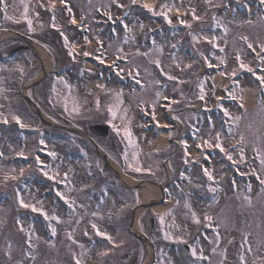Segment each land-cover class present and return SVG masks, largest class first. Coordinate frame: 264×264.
Listing matches in <instances>:
<instances>
[{
    "label": "rangeland",
    "instance_id": "1",
    "mask_svg": "<svg viewBox=\"0 0 264 264\" xmlns=\"http://www.w3.org/2000/svg\"><path fill=\"white\" fill-rule=\"evenodd\" d=\"M94 1H97V3L99 2L102 7H105L101 9H107V11L112 10L110 12L114 15H118L121 12L127 13L128 22L126 24L129 26V28L132 29V31L127 33L126 35L125 31L116 28L115 38H118V41L120 39V43L118 42V49L123 50L124 47L127 48L129 52H132L139 48L138 50L141 54L145 52L144 49L147 50L148 57L146 59L143 57V55H138L137 52L132 53L134 58L133 61H135L136 63H147V60L149 61L150 58L159 57L160 52L168 54L169 56L174 58L173 54H176L175 52H178V49L180 51V42L185 39L184 37L186 34L181 33L182 35L180 36L177 35V33H172L175 31L170 32L165 30L164 28H160V30L157 31V34L152 36V42L155 41V43H153V48L155 49L149 50V47H147V43L145 40L147 32L151 28L158 26L157 24H161L162 22V24L167 27V22H165L162 16H157L156 20L149 21V26H146L143 22L149 19L145 18V16L139 12L141 4L130 5V0H119L118 2L120 4L129 5V7L127 8H120L117 7V4L112 2L108 5L105 3V1ZM160 1L161 3H159V5L165 2L169 4H177V7H180L184 10L182 14H184V16H188L187 18L183 16V18L186 20H190L191 14H185V9L190 6L193 0H172V2H170L169 0ZM194 1L198 3V6H195V8L198 9H196L197 15L202 12V15H211V18L215 16L218 20L225 19L227 16V11H219L218 7L212 8L208 5L203 6L198 2V0ZM212 1L218 6L223 2L229 3L230 6H232L234 2H238L244 6V11L240 13L239 11H236L238 14L236 13V15H234L233 17L226 18L227 21H224L225 25H223L227 27L228 31L225 34L224 29H222L221 31L217 30L220 29V26L217 25L214 21L211 22L209 26H206V24L204 23H198L197 21H195L194 25L199 27L198 31L200 33V36H198L200 37V39L196 42V46L198 47V49L202 48L205 43L201 40V37L206 36L210 39L213 37L212 35L207 33L210 32L211 26V28L215 29V31L217 30V35L215 36L216 38H219L221 40L226 39L230 43L223 41L221 43H217L218 47L215 48L208 43L207 47L203 48V54L205 57H208L211 60H217L216 57H223L225 55L227 56V54L225 53H230L233 51L234 53H232V55L234 54L236 56L237 52H239L243 61L249 64V66H251L252 68L255 64L258 65L260 60H254L256 57L255 52L247 47V43L245 41L244 43L240 41V43L243 44L242 45L238 43L236 39L244 36L248 37V42L253 43L255 50H257L256 52H259L258 50L260 49L258 45L260 43H264V13L262 12V8L264 7V5H254L253 2H258L259 0H252V4L251 2H248V0ZM89 2L90 3L87 5L88 8H90V6L92 5L93 0ZM245 5H247V7ZM255 7L256 9L261 8V12L256 10L257 12L255 14L249 13L250 10H254ZM156 10L159 11V7ZM141 14L143 17H141ZM175 14L176 13L174 12L173 15ZM67 15L69 19V14ZM173 15L170 16V18L172 19V24H176L178 21L176 16ZM154 16L155 15H153V17ZM65 19L67 23L68 19L66 16ZM247 21H251V23H248ZM141 24L144 25L143 28L140 27ZM11 25L16 28L19 26L13 23ZM5 26L9 27L10 25L8 23ZM121 33L125 34L124 38H121ZM201 33H204L205 35L202 36ZM173 34H175V36ZM96 36L98 38L97 34ZM96 36H93L92 33L90 40L96 38ZM163 36L164 39H160ZM166 37L167 39H165ZM170 38H172L173 40H169ZM68 40L69 43H73L75 51H88L93 47L94 44L92 42L94 41V39L91 41L92 43H89L85 41V38L80 39L79 36L74 35L73 33L69 36ZM169 41H174L173 45L175 44L177 48L171 47ZM41 43L42 45L48 46L47 44H45V42ZM9 44L10 40H6L4 43H2L0 45V51L5 50V48L9 46ZM221 47L224 49L225 53L220 52ZM234 47H238V49H234ZM157 48L162 49V51H157ZM176 49L177 51H175ZM198 57L200 58V55H198ZM183 59L184 61H186V58L183 57ZM164 62L166 64L164 70L167 71L166 68H168L171 72L174 73V63L171 60L166 59H164ZM146 63L145 65H143V68H148ZM202 66L203 64H196L195 70L189 73L188 76L190 77L188 78L187 76V79L184 82L185 84L183 85V87H181V89L184 90L177 94L178 100L181 101V104L177 107V109L180 111L176 114L177 117L180 116L182 112H186V107L190 105L191 101L195 100L196 102L200 92L199 83L201 80L205 82L204 101L211 103L213 96L219 93L217 89L213 88V85L208 84L209 80L207 79V76L209 73L204 77L203 73L201 72ZM79 68V64L72 66V68L69 70V74L65 77H62L63 81L67 82V85H71V89H69V87H67L66 84L59 79L61 77H57V75L51 73L49 77L53 80V83L51 84L50 81L48 83L52 85L51 89H53V86H55L56 91H51L50 94L53 109L48 108L47 110L51 109L53 115H49L47 114L48 112L45 111L44 113H46L47 116L49 115L50 117L44 116V118L50 122H53L54 124H61L65 122L73 126L78 125L76 123V118L80 119L79 117H88L89 120L92 121L104 120L106 122V120L108 119V114L106 113L107 111L105 105L114 102V96L108 90L115 89L119 91L120 89H123L124 96L121 111H123V108L131 106L129 109L127 108V116L131 120V131L133 136L135 137L136 145H128L127 140L123 138V134L121 133V135H117L112 130V127L110 125L109 126L112 132L117 135V144L119 148L113 149L110 148L109 145H106V143L101 144V142H98L96 145L98 149L105 155L108 154V158L111 159L110 164L115 168H117V164L119 165V167H121L119 164V159L127 150L129 163H132L134 166H139L142 169H150L151 171L136 172L133 170V168H129L128 164L125 162L126 165L120 168L121 172H118L119 175H117V173L115 174L110 166H107L106 164L102 165L100 167V170L104 175L108 174V178L106 177L104 182L102 183H96L94 174L92 175V177L91 175L79 176V173L81 172H79L78 169L80 170V168L84 166L86 169L87 163H92L94 161L97 163V161L99 160L98 155H92V148L89 143L84 140L86 144L82 145V151H80L82 157H79L82 162L73 164V161H71L70 159L71 146L67 142V140L62 141V139H58L56 137L53 138L55 133L58 132L56 130V127L53 125L47 126L43 125L42 123H37L34 118L31 117V113H24L23 110L25 108V103L21 102L20 99H18L16 95L13 94L14 92L12 90H14L15 87L12 86L11 83L9 85L5 83L4 85H0V88L4 89V91L0 93V110L4 111L3 109L7 110L8 108L9 111L12 112L5 114L6 116H8V120H12L10 117L12 114H15L21 118L25 125L28 122L35 123V130L33 129L34 132L37 134L38 132H40L47 137V152L53 151L57 154L55 158L49 156L43 159L44 164L50 166L49 168H46V170H44H48L50 175L59 173L57 179L55 181L49 180L46 176L44 177L42 172L39 170L38 174H40L41 177H44L43 180L45 181V183L37 184V181L39 180H36L30 185H22L21 187L25 190V193H33L34 195L28 196L22 193V191L18 190L20 196L21 198H23L25 203H31L36 205L37 207H42L44 211L48 212L49 215H52L53 212H55V214L58 215L62 221L61 223H57L56 221H47L48 225L49 223H51L56 228L57 234L55 237H53L52 235L48 236V234H46V238L44 236L45 234L43 235L40 230L39 222L36 220V212L29 215L30 219L27 218L28 216H24L20 219L15 218L20 214L19 211L27 213L28 211L32 210L31 208H23L20 206L16 196L17 191H13V193L2 191L4 188L10 187L12 180H9L7 183L0 182V264H17L18 261L22 262V264H75V261L72 259L73 253H75L76 256L82 260L83 264H104L106 260L111 264H120V262L124 261L128 256V259L132 261L133 258L137 256V252L141 253L142 256H144L145 253L146 255H148L150 246H145L143 243L141 244L140 240L137 237L130 235L129 231L126 229L127 223L130 220L133 223V227L135 229L139 227L144 232H147V211L144 210L137 214V193L134 189L123 190L125 186L119 176L122 177L123 174L125 175V171H130L131 173H133V175H140L143 177H147L152 181L159 182L161 180H165V178L167 177H170L174 172L175 166L177 165V163H179V161H177L178 159L176 158V155H171L169 158V154L171 152H174L173 145L169 147L170 153L164 150L160 152H154L150 150L149 148L154 145V142H152L153 137L151 136V134L144 135L140 131V122L138 121L139 119L133 110V108L138 107L141 100H143L144 102V99L150 100L152 102L156 101V92L160 91L163 94L167 93V90L166 88H162L161 86L157 87L158 84L154 82L155 79H148L142 76L143 80L145 81V88L142 90L144 91L142 93L141 91L136 90L131 94L130 91L128 92V89L126 90V88L118 87L116 83L113 82L114 80L111 79V81L109 82H97V85L102 84L105 86L104 89H102V92L98 95V92L101 88L91 91L85 85V81L93 77L92 72L84 71L83 69ZM234 68L239 69V64L235 65V67L234 64H232L228 71L227 67L223 70V72L226 73L225 75L228 76V81L230 79V76L227 74L231 73ZM2 69V75L6 79L10 77L11 74H13L12 69L8 64L5 65V63H3ZM152 69L155 70L154 68ZM170 71H167V73H170ZM14 72L19 74L22 73L19 68L17 69V71L14 70ZM123 72H125V70ZM141 72H150V70ZM133 74L135 75V73ZM77 76L79 77V82L73 83L71 80ZM157 79L161 80V77H158ZM236 84L237 86L239 85V87L232 89V91L235 90V93L239 92L240 94L245 85H252L251 81L248 78L237 81ZM76 85L77 87H75ZM43 86L44 82H41L37 86V88L39 89ZM229 92H231V90L228 91V94ZM181 93H183V95H181ZM171 95L172 94L169 91L165 96L170 97ZM93 96L100 97L101 110L99 112L95 110V99L92 98ZM186 96H188V99H186ZM73 97L80 104L81 110L79 114L74 113L70 116L68 112H65L64 110V100L65 98H68V107L69 111H71ZM40 99L41 95L36 92V96H33V100L35 101ZM145 104L147 105L146 102ZM44 105L45 104H43V106ZM223 109H228V111H237L231 104H224ZM60 113H63L66 118L59 116ZM236 114L235 116L243 117L239 122V127L237 126V129L233 128V132L236 131L234 135H237L238 139H240L241 133H243L245 136V143L242 144L241 147L244 150L245 160L242 163L240 162V149L238 151L239 155L237 159L238 166L241 168V170H243L241 171V173L244 174V176H242L243 178L235 181V184H228L226 182L224 183V181H221L220 184L218 183L216 185L212 181H208L206 176L202 180L198 176L197 170H193L190 167V169L188 168L187 173H184L185 178H181V176L178 175L180 181L179 183L181 185H186L188 183V189L194 188L193 190L200 194V192H208L209 186L216 187L218 189V191L216 192L217 195L210 200L202 201H198L197 199H195L193 197V193L187 194L185 197L182 196L184 202L187 201L191 206V210L195 211L198 217L201 219V224L199 225L195 224L192 221L191 211L185 208V203L182 209L173 210L170 215L164 216L163 224H161L160 218H157L158 220L155 225V232L153 236V238H155V241L150 239V241H153L154 250L156 251L154 264H179L177 261H173L172 258H174V256H177V259L179 258L178 260L180 261V263H182V259L184 260V257L186 256L185 251L180 250V248L178 247L176 250H174L172 249L174 247L170 248L168 246H165V243L167 241L174 240L166 239L164 235L165 232H168L172 237H182L183 240L187 241V243H191L190 237L195 234L203 225H205V231H203L202 233V238H205L206 240L203 246L205 247V254H207V257H209L211 260V264H220V261L223 259V257L220 256V252L224 251L225 249L227 250V258L226 260H224V264H240L239 253L241 251L245 252V259L247 261V264H252V261L256 258L257 255L264 256V248L258 247L257 244L258 241H264V191H262V187L258 188L257 185H255V183L252 181V178L254 179L256 175H253L251 172L252 169H255L256 173L260 175L261 179H264V171L261 170L260 161L256 157L253 161V157L246 161L249 156L256 154L254 151H252L254 145L264 150V105L260 102L256 110L252 109L251 111L243 114ZM217 118L218 117L216 115H212L213 120H217ZM67 120H70V122H68ZM117 120L120 121V119H116L115 121ZM122 122L126 123L127 121ZM17 127L11 128L13 132L11 131L7 134L4 133V129H1L0 135L4 134V139L8 138L11 133H14V135H16L17 133H19ZM208 128L211 127H205L206 131H200L198 135L200 139H198L199 141H201L202 139H207L209 138V136L213 137V135L216 133V131H209ZM228 129L229 127H227V130ZM173 133L176 134L175 131ZM70 134L72 135L73 132H70ZM257 137H260L261 139H257ZM4 139L2 140L3 143ZM15 139L16 142L11 141L9 138L10 141L7 140V144L5 142L6 145L3 143L1 145L0 143L2 147L1 150H3V148L5 149V151L3 150L4 154L10 151L7 149H11L12 146L14 147V150L6 155H15L16 153L22 151L23 143L20 142L21 138ZM234 139V137L227 138L226 136H224L223 144H229V142L233 141ZM35 143L36 141H33L28 147L27 150H29V154H33V149L35 148L33 145H35ZM142 143L147 144L141 145ZM190 145L191 144H188V147ZM181 148L183 149L184 147L182 146ZM133 153L137 154V160L139 162L138 165L136 164V161H133ZM187 159H189V156L187 157ZM62 160H64V162H67V165H70V167L66 168L68 173V181H65V183L60 182L64 178V173L62 172V168L64 169V167H62L63 165L61 166ZM112 160H114L115 162ZM163 160H167V164H169L171 168V170L170 168H168V173L166 172L164 166H162ZM33 162L35 161H32V164H30L29 162L25 166H22L20 164L18 166H15L14 164L4 165L3 158L0 159V180H2V177L6 172H10L12 169H15V172L11 174L19 176L20 169L23 168L24 174L23 176H19V179L17 180L18 184L21 185V181L25 180V178L29 175L30 169H33ZM75 166L78 169L75 170ZM113 173L115 174V176H113ZM172 178V183H177V178ZM189 180L190 182H188ZM65 184H67L68 186L66 187ZM249 184L251 185L250 193L248 192ZM258 186H260V182L258 183ZM45 189L50 190V195H48V197L39 199L37 194L41 190ZM168 189L167 195L176 194L173 187L169 190ZM57 191L65 193L66 196L75 201L74 207L72 209H70L68 205H66L64 201H62L56 195ZM245 195L251 196V205H249V203L244 199ZM60 201H62L63 203H58ZM172 207H175V205L173 204ZM94 212L97 213L95 217L92 215V213ZM206 212L213 217V227H215L217 223L220 224V241L218 245L214 242L215 233L213 231V228L206 226V224L203 222V216ZM126 214L129 215V218H127ZM157 216L160 217V215ZM17 220H19V224L17 223ZM77 220H80L79 224H76ZM122 221H125L126 224H123ZM90 222L95 223L101 231L107 232L109 235H111L113 237V240L117 245H119V247H113V245L110 244L104 237L96 235V232L94 229H92ZM21 226L23 227L24 231L20 230ZM72 229H75V232L73 233V237L77 241V243L75 244L72 243V241H70L66 235V233L71 231ZM49 230L51 233L50 228ZM85 230H87L88 232L87 236L84 235ZM157 232L160 234V236L157 235ZM245 234H248V243L251 244L253 248V254H248L246 251L248 244H244ZM29 239L31 243L35 245L34 249L29 247ZM121 241H123V244H120ZM9 244H11V260H9L5 255V252L9 251ZM81 244L84 246L83 249L79 247V245ZM242 244H244L243 248H241ZM213 248H216L215 254L212 251ZM103 251H108V258H104V256L99 255V253ZM82 252L84 253L83 256H81ZM31 256H35L36 259L32 260ZM236 259L238 262H235Z\"/></svg>",
    "mask_w": 264,
    "mask_h": 264
},
{
    "label": "snow or ice",
    "instance_id": "2",
    "mask_svg": "<svg viewBox=\"0 0 264 264\" xmlns=\"http://www.w3.org/2000/svg\"><path fill=\"white\" fill-rule=\"evenodd\" d=\"M21 3H23V5H24V10H23V12L21 14L20 19H17L16 16H14V15H9L8 14V7L9 6H8L7 3H5V0H0V12L3 13L4 19L10 20V21H12L14 23L18 24V23L21 22V20L25 21L27 23L28 31L29 32H33V31H35V29L33 27V20L29 16V4L25 3L24 0H21ZM59 3L62 6V8L65 9L67 11V13L69 14V17H70V19L68 21L69 24L76 25L77 27H80V28H83V29H87L88 28V25L81 23L84 20L85 17L83 15H81L80 22H78L76 17H75V14L73 13L72 7L66 3V0H59ZM112 3L117 4V6L120 7V8L129 7V5L120 4L118 2V0H112ZM204 3L206 5H208L209 7H218V5H215V4L212 3V0H204ZM259 3L261 5H264V0H259ZM136 4H141V6L144 9H147L149 12H151L155 16H162L164 18V20L170 25L172 24V19L170 18L169 13L172 12L173 10L176 13V18H177L178 23L181 24V25H184L188 29L192 28V21H200V20L203 19L202 16H198L197 15L196 8L194 6H191V5L188 8L185 9V14H188V13L191 14V21H189V20H186V19L183 18V15L181 13V8L177 7L175 4H169L167 2L162 3V4L159 5V9L160 10L157 11L156 10V6L154 4H152V3L142 2V0H130V5H136ZM245 6L247 7V5H245ZM39 7L47 8L48 11H51L53 13L52 25L51 26L53 28H56L57 31L60 32V35L62 37H64V46L66 48H68V55L72 56L73 58H75V56H74V46H70L69 45L68 37L65 35V33L60 29V27L56 23V15H55V13L57 11V8H56L55 0H48V3L46 5L41 3V4H39ZM225 7H227V4H225ZM99 10L100 9L98 8L97 11H99ZM34 14L37 17L39 16L38 12H35ZM103 14H104L105 17H107V20L112 21L113 23H116L117 21H119V23L124 26V31H125L126 35H127V33L132 31V29L129 28V26L127 24H125L123 19H121L120 17H116L114 19L113 15H112V13L110 11L105 10ZM125 15H127V13H125ZM212 19L217 25H219L220 27H223L224 32L227 33L228 29H227V27H225L223 25V23L221 21L217 20L215 16H213ZM247 22L251 23V21H247ZM41 27H43L42 24H41ZM140 27L143 28L144 25L141 24ZM113 31H115V29H113ZM189 34L192 35V40L194 42H197L200 39L197 35H194L191 32ZM203 39L207 40L212 45V47H214V48L218 47V45L216 44V39L217 38L215 36H213L211 39H209L208 37L205 36V37H203ZM241 39L244 40L247 43V47L249 49H251L253 52H255L256 58L259 59L262 64H264V43H260L258 45L260 51L256 52L253 43L248 42V37L244 36V37H241ZM85 41L88 42V38L87 37H85ZM97 43L98 44L101 43V41H99L98 38H97ZM153 43H155V41ZM172 47L175 48L176 45L174 44V45H172ZM97 51H99V49H97ZM117 51L118 52H122L123 50L122 49H117ZM157 51H162V49L157 48ZM220 51L223 52L224 49L221 48ZM137 54L138 55H147V53H143V54L139 53V50H137ZM83 55L84 56H90V55H92V53L88 52V51H85L83 53ZM200 55L204 56L203 53H200ZM119 58H126V57H118V59ZM96 59L100 60L101 63L105 62L99 56L96 57ZM216 59L219 61V64H221V65L226 64V59L224 57L218 56V57H216ZM236 61L239 64V69L234 68L232 70V72L227 74V75H229L230 77H235L237 75L238 70H240V69L247 70L249 73H252L253 75H256L254 69L251 66H249V64H247V63H245L243 61V59L241 58V55H240L239 52H237V54H236ZM151 62L154 63L157 68L160 69V71H161V73L163 75L167 76L168 80H170V81H178V77L177 76L171 75V74H169V73L164 71L163 67L161 66V61L159 59H156V60L151 61ZM173 63L176 64L177 68L180 67V64L175 61V58H173ZM204 63L206 65H208L209 67L213 66L210 63V61L208 60L207 57H204ZM112 66L115 68L116 61L112 62ZM191 67H192L191 64H185L184 65V68H191ZM20 71L22 72L23 70L20 69ZM123 71H124V69H122V68L118 69L117 70V75H120V73H122ZM133 73H135V75ZM220 74L221 75H225L226 73L225 72H221ZM128 75L131 76L135 80V82L137 84H141V81L136 79V76L139 75V72L135 68V66L133 67L132 70H130L128 72ZM59 79L62 82H64L66 84V86L69 87V89H71V85H67V82L63 81L62 77L59 78ZM257 79L260 82L261 88L264 89V75L257 76ZM155 83L159 84L160 81L157 80V81H155ZM178 83H184V81H178ZM204 83L205 82L203 80H201L200 83H199L200 92H199V97L198 98L200 100H204V98H205ZM233 83L235 84V81ZM97 87L101 88V89H104L105 86L102 85V84H99V85H97ZM141 87H143V85H141ZM214 87L215 86L213 85V88ZM225 90H227V88ZM3 91H4V89L0 88V93H2ZM52 91L53 92L56 91L55 86H53ZM108 91L114 96V102L113 103H108V104L105 105V108H106V111H107V114H108V119L106 120V122L112 127V130L117 135H121V133L123 134V138L127 140L128 145L135 146L136 145V140H135V137L132 134L131 126H130L131 125V120L127 116L128 109L127 108H123V111H121L122 106H123V96H124L123 89H120L119 91H117L115 89H111V90H108ZM155 95H156V99L157 100H159L162 97V93L160 91H157ZM181 95H183V93H181ZM229 96L234 101H237V103L239 104V107L243 108V98L242 97L239 98V100H237V96H236L234 91L229 92ZM163 99L168 100L169 97L163 96ZM216 100H217V105L216 106L217 107H222L220 105V103H219V101L221 100V97H216ZM68 103H69L68 98H65V100H64V110H65V112H68V114L70 116L73 115L74 113L75 114H79V112L81 110V106L78 103V101H76V99L74 97L72 98L71 111H69ZM94 103H95V110L99 112L101 110V100H100L99 96H97L95 98ZM144 103L145 102L143 100L140 101L141 105H143ZM177 103H179V101L171 100L169 105H168L169 110H171V105L172 104H177ZM151 107L153 109L152 118H153V120H155L156 119V117H155L156 101L152 102ZM141 110L143 111V108ZM222 110H223L224 116L227 118V122L229 123L228 134L231 135L233 133V128L237 127L239 125V122L241 121V119L243 117L242 116H232L231 113L228 111V109H222ZM176 118L178 119V117H176ZM11 119L14 120L16 122V124H18L21 128H24V127L27 126V125H25V123L21 120V118L18 115L12 114L11 115ZM116 119H120L121 121H127V122L124 123L122 126H117L114 123V121ZM0 121H2L5 124H7L9 122L8 121V116H6L3 112H0ZM221 127L223 128V125ZM198 131L199 130H197V132ZM197 132H194L193 135L197 136ZM170 135H171V133H170ZM197 138L199 139V137H197ZM257 139H261V138L257 137ZM39 143L41 145H43L44 144V140L41 138ZM179 143L185 149V151H184V157H185L184 163L188 164L189 163V161L187 159V157L189 156V152L187 151L188 145H187L186 141H184V140L179 141ZM244 143H245V136H244L243 133H241L240 134V139L237 141L236 145H233V146H231L229 148H225L223 146V142H222V138H221V132L217 131L215 133L214 137L210 136L207 139H202L201 143H198L196 145V147H197V149H200V150H203V149H219V151L224 153V155L227 157V159L230 160V161H233V165H235L236 161L234 160V158L232 156V148H239L240 145H242ZM253 150L256 153V158L259 159V161H260L261 170L264 171V150H262L259 147H256L255 145L253 146ZM41 151H43V149H41ZM47 154L49 156L53 157V158H55L56 155H57L53 151H49ZM17 155L18 156H25V153L23 151H20V152L17 153ZM0 156H3L2 152H0ZM205 158L207 159V157H205ZM35 159H36V164L38 166H41L40 167V171L42 172V174L44 176H46L49 180L55 181L57 179V177L59 176V173H55V174L50 175L48 171L44 170L45 168H49L50 166L44 164V162L41 161L39 156H36ZM124 159H125V162L128 164V167L129 168H133V170L136 171V172L151 171L150 169H142L139 166H134L132 163H129L128 162L127 150L124 153ZM244 160H245L244 150H243V148H240V162L242 163V162H244ZM133 161H136V164L138 165L139 162L137 160V154L136 153H133ZM195 162L196 163L200 162L199 157L195 158ZM13 172H15V169H12L10 172H6L3 175L2 180H0V182L7 183L9 180H12V181L18 180L19 176H23L24 169L23 168L20 169L19 176L12 175L11 173H13ZM203 174H204V176L207 177L208 181H215V177L213 176V173L208 168H203ZM252 174L256 175L257 180H259L260 185L262 186V191H264V179H261L260 175H258L256 173L255 169H252ZM242 175H243V173H242ZM180 176H181V178H185V174H184L183 171H181ZM67 178H68V173L65 172L64 173V178L60 182L61 183H65V181H67ZM233 184H235V181H233ZM65 186L67 187L68 185L65 184ZM69 190H71V189H69ZM208 190L210 192H213V193L218 191V189L216 187H211V186H209ZM248 192L249 193L251 192V185L250 184L248 185ZM56 195L61 200H63L64 203L66 205H68V207L70 209H72L74 207L75 201L72 200L71 198H69L68 196H66L65 193H63L61 191H57ZM16 196H17V200H18V202H19L21 207H23V208H31V210L33 212H39L41 215L44 216L45 220H47L49 222H51V221H56L57 223H61L62 222L60 217L58 215H56L55 212H53L52 215H49L48 212L44 211V209L42 207H37L36 205L31 204V203H25L23 198H21L19 191H17ZM244 199L249 203V205H251L252 201H251V196L250 195H245ZM177 203H179V201H177ZM185 208H187V209H189L191 211L192 221L195 224H197V225L201 224V219L198 217V215H197V213L195 211L191 210V206H190V204L187 201L185 202ZM171 212H172V210L169 209L167 212H165L164 214L160 215L159 218H160L161 224H163V222H164V216L170 215ZM92 215L95 217L97 215V213L94 212V213H92ZM203 222L206 224V226L213 228V231L215 233V241L214 242L218 245L219 241H220V236H219L220 224L217 223L215 225V227H213V217L211 215H209L207 212L203 216ZM17 223L18 224L20 223L19 220H17ZM79 223H80V220H77L76 224H79ZM48 227L51 229V235L53 237H55L56 234H57L56 228L51 223H49ZM91 227H92V229L95 230L96 235L104 237L110 244L113 245V247H119V245H117L115 243V241L113 240V237L111 235H109L107 232L101 231L95 223H91ZM20 230L24 231L22 226H21ZM74 232H75V229H72L71 231L67 232L66 235H67V238L70 241H72V243L75 244V243H77V241L73 237V233ZM84 235L85 236L88 235L87 230L84 231ZM164 235H165L166 239H176L177 241H180V242H183V243H187V241L183 240L182 237H172L168 232H165ZM28 244H29L30 248H33V249L35 248V245L31 243L30 239L28 241ZM120 244H123V241H121ZM244 244H248V247H247V250H246L247 253L248 254H253V248H252L251 244L248 243V234L244 235ZM244 244L241 245V248L244 247ZM257 244H258V247L264 248V241H258ZM8 247H9V251H6L5 255L8 257L9 260H11V258H12L11 251H10L11 244H9ZM79 247L81 249L84 248V246L82 244L79 245ZM190 248H191V255L193 257H195L197 260H201V261L208 260L209 264H211L210 258L204 255L203 248H200L199 253H198L197 247L195 245H190ZM212 251L215 254L216 253V248H213ZM226 253H227L226 249L224 251L220 252V256L223 257V259L220 261V264H224V260H226V258H227ZM83 255H84V253L82 252L81 256H83ZM99 255L100 256H107L108 255V251L100 252ZM31 259L35 260L36 257L35 256H31ZM72 259L75 261V264H83L82 260L80 258H78L75 253L72 254ZM239 262H240V264H247V261L245 259V252L244 251H241L239 253ZM17 264H22V262L18 261ZM252 264H264V256L257 255L256 258L252 261Z\"/></svg>",
    "mask_w": 264,
    "mask_h": 264
},
{
    "label": "bare ground",
    "instance_id": "3",
    "mask_svg": "<svg viewBox=\"0 0 264 264\" xmlns=\"http://www.w3.org/2000/svg\"><path fill=\"white\" fill-rule=\"evenodd\" d=\"M156 0H145V2H148V3H152L154 4L153 2H155ZM211 82L212 83H217L218 85L220 84H223V78H221L220 74L216 73V74H213L212 76L209 77ZM242 93L244 94L245 96V104L247 107H249L250 105H252V102H251V97L250 96H253V93H254V89L251 87V86H246L242 89ZM158 141L160 142H163V134H159L158 137H157ZM154 192H156L155 190L153 191H149L148 189L146 188H139L138 189V197H139V201L141 203H145L147 202L150 197L152 196V194ZM156 196V194L154 195ZM169 203L168 204H160V205H153V209L155 211H158V212H163V211H166L169 209Z\"/></svg>",
    "mask_w": 264,
    "mask_h": 264
},
{
    "label": "flooded vegetation",
    "instance_id": "4",
    "mask_svg": "<svg viewBox=\"0 0 264 264\" xmlns=\"http://www.w3.org/2000/svg\"><path fill=\"white\" fill-rule=\"evenodd\" d=\"M136 257H137V256H136ZM136 257H135V258H136ZM130 264H134V261H132Z\"/></svg>",
    "mask_w": 264,
    "mask_h": 264
}]
</instances>
